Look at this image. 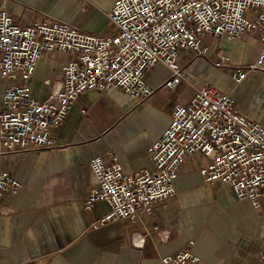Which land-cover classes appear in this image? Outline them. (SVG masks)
<instances>
[{
	"label": "built area",
	"instance_id": "obj_1",
	"mask_svg": "<svg viewBox=\"0 0 264 264\" xmlns=\"http://www.w3.org/2000/svg\"><path fill=\"white\" fill-rule=\"evenodd\" d=\"M0 0V200L22 185L1 167L2 157L37 154L56 146L54 134L76 99L86 91H122L137 103L157 90L146 74L157 64L169 75L158 88L175 89L184 64L205 57L209 40H240L254 34L259 51L252 62L231 64L220 56L212 63L228 68L238 84L248 73L264 75V0H114L107 17L113 31L90 33L55 20L15 22ZM43 53H62L60 79L44 99L32 94L29 80ZM180 59L185 60L184 62ZM44 84H49L45 80ZM153 170L123 171L114 149L89 161L94 185L84 207L105 201L110 209L92 223L136 222L156 203L175 195L173 182L191 155L202 161L203 182L230 185L264 218V124L248 117L235 98L209 82L173 105L170 122L148 147ZM193 241L161 256L162 264H198ZM264 259L263 243L258 252Z\"/></svg>",
	"mask_w": 264,
	"mask_h": 264
},
{
	"label": "crops",
	"instance_id": "obj_2",
	"mask_svg": "<svg viewBox=\"0 0 264 264\" xmlns=\"http://www.w3.org/2000/svg\"><path fill=\"white\" fill-rule=\"evenodd\" d=\"M113 2L9 0L7 10L19 24L55 20L107 34L113 31L107 17ZM206 46L205 57L211 63L220 56L228 57L231 64L248 63L259 51L254 34L236 41L209 40ZM65 58L62 53L41 55L29 80L35 97L44 99L57 86ZM168 75L162 64L148 71L146 81L157 90L143 103L114 88L86 91L54 134L55 147L2 157L1 167L22 187L0 200V264H162L161 256L190 240L198 264H264L258 256L264 218L247 199H238L230 185L203 182L202 161H195L193 155L178 171L172 198L156 203L150 213L141 212L136 222L109 221L93 227L110 207L105 201L84 207L95 183L89 161L112 148L125 173L154 169L149 145L169 124L173 105L194 92L182 98L181 83L173 90L158 88ZM237 86L246 90L244 98H235L239 108L264 124V75L248 73ZM3 89L0 76V96ZM253 93L263 100L255 104L249 99Z\"/></svg>",
	"mask_w": 264,
	"mask_h": 264
},
{
	"label": "rangeland",
	"instance_id": "obj_3",
	"mask_svg": "<svg viewBox=\"0 0 264 264\" xmlns=\"http://www.w3.org/2000/svg\"><path fill=\"white\" fill-rule=\"evenodd\" d=\"M193 60H195V58ZM193 60L185 63V78L179 88L182 98L189 97L194 87H200L204 82H209L222 91H231L234 98H244L246 90L234 83L230 77V71L228 73L223 68L214 67L206 57H197L196 61L191 64ZM180 61L184 62L185 60L180 59ZM253 79V76L249 78L250 81ZM249 99L254 101L255 104L263 100L258 93H253ZM252 106L255 107L256 105L254 106V104H252ZM166 115H168L167 112Z\"/></svg>",
	"mask_w": 264,
	"mask_h": 264
}]
</instances>
